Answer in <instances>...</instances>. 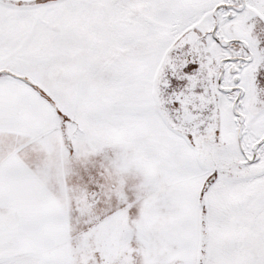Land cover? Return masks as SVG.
Returning a JSON list of instances; mask_svg holds the SVG:
<instances>
[{
  "label": "snow or ice",
  "instance_id": "snow-or-ice-1",
  "mask_svg": "<svg viewBox=\"0 0 264 264\" xmlns=\"http://www.w3.org/2000/svg\"><path fill=\"white\" fill-rule=\"evenodd\" d=\"M0 264H264V0H0Z\"/></svg>",
  "mask_w": 264,
  "mask_h": 264
}]
</instances>
